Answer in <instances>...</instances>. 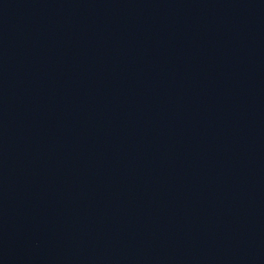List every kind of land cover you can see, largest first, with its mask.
<instances>
[{"label": "water", "instance_id": "obj_1", "mask_svg": "<svg viewBox=\"0 0 264 264\" xmlns=\"http://www.w3.org/2000/svg\"><path fill=\"white\" fill-rule=\"evenodd\" d=\"M0 264H264V0H0Z\"/></svg>", "mask_w": 264, "mask_h": 264}]
</instances>
